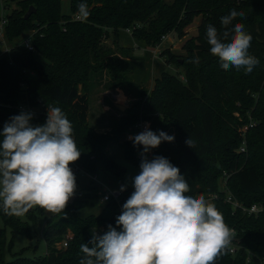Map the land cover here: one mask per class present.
Here are the masks:
<instances>
[{"label":"trees","instance_id":"1","mask_svg":"<svg viewBox=\"0 0 264 264\" xmlns=\"http://www.w3.org/2000/svg\"><path fill=\"white\" fill-rule=\"evenodd\" d=\"M5 3L13 8L6 16L4 37L13 46L4 56L0 49V132L10 117L18 115L19 105L35 109L43 104L47 113L48 109L59 107L71 122L73 139L81 151L74 163L86 172H94L100 162L104 171L115 178L124 176L126 170L103 150L110 142H117L119 134L137 116L103 134L87 126L88 100L84 91H78V85L85 89L91 73H100L99 69L110 66L105 62L109 50L99 46L100 39L107 35V30L117 35L119 30L131 28L135 41L144 48H154L170 32L182 37L183 30L201 17L198 36L183 44L182 62L175 61L182 69L183 80L162 73L142 103V118L154 133L163 131L174 136L173 142H161L153 148V157H164L179 168L189 185L185 195H215L212 203L234 230L236 251L231 254L227 249L215 264H264V213L248 216L232 210L225 202L230 194L244 207L252 204L264 207V0H69V14L62 13L61 0H5ZM80 3L87 4L90 15L86 20L74 21ZM30 7L35 12L25 20ZM232 10L243 12L244 16H237L230 27L241 23L252 36L248 52L259 63L251 73L231 66L225 70L219 58L210 53L207 26L221 32V17ZM31 29L37 31L31 39L35 52L14 44ZM166 54L171 63V55ZM25 71L32 72L34 77L29 78ZM33 119L36 126H41L47 116ZM250 120L255 125L245 134L246 150L237 153L241 141L237 129ZM189 138L192 147L185 143ZM119 147L124 160L140 165L138 146L124 141ZM223 174L229 176L220 190L218 181ZM133 191L123 194V204ZM97 195L95 190L90 195L76 194L63 213L45 219L43 256L19 257L3 263L0 251V264H79L84 258L80 246L92 240V230L117 227L114 219L117 204L113 199L104 204L98 215L78 217L77 211ZM35 210L27 212L28 221L33 224L37 223L35 213H42L38 206ZM0 220L4 226L0 227L1 250L6 228L27 236L24 223L5 214L2 204ZM68 230L72 238L67 247L56 250L54 245L63 240Z\"/></svg>","mask_w":264,"mask_h":264},{"label":"clouds","instance_id":"2","mask_svg":"<svg viewBox=\"0 0 264 264\" xmlns=\"http://www.w3.org/2000/svg\"><path fill=\"white\" fill-rule=\"evenodd\" d=\"M89 15L87 4L80 3L79 18ZM237 16L243 18L244 13L232 10L221 17V32L208 25L207 43L223 69L251 73L259 61L248 52L252 36L244 25L230 27ZM31 119L32 113L21 112L0 132V201L9 216H23L37 206L63 213L77 188L70 164L81 151L71 122L59 107L48 109L44 125L32 126ZM129 139L133 146L142 145L143 152L134 191L116 218L120 230L109 225L103 235L94 232L92 240L80 246L84 258L79 264H215L229 249L234 230L203 194L185 195L189 185L178 167L164 157L149 160L146 155L161 142H173L174 136L146 127ZM185 143L192 147L190 138Z\"/></svg>","mask_w":264,"mask_h":264},{"label":"rangeland","instance_id":"3","mask_svg":"<svg viewBox=\"0 0 264 264\" xmlns=\"http://www.w3.org/2000/svg\"><path fill=\"white\" fill-rule=\"evenodd\" d=\"M12 8V5L7 6L5 0H0V15L7 16ZM61 11L64 14H69V0H61ZM200 22L201 17L198 16L183 30L182 37H179L174 32H170L163 36L160 43L154 48H144L135 41L132 37L133 29L131 28L119 30L117 35H114L112 30H107V35L100 39L99 46L103 50H109L105 62L110 66L107 67L106 65L103 69H99L100 73H91L85 89L81 85H78V91H84L88 100L87 126L95 133L103 134L112 129H117L125 120L137 117L134 118L125 131L119 134L117 142H110L103 150L106 155L115 158L116 162L126 170L124 176L120 178L111 176L104 171L100 162L96 163L94 172H86L74 162L70 164L76 177L77 185L73 197L79 193L90 195L94 193V190L98 192L97 197L89 200L87 206L77 211L79 218H85L89 215L95 216L101 212L105 204L101 201V194L103 192L111 190L120 191L121 187H124V193L134 190L133 180L140 173V165H133L124 160L119 146L124 141L133 143L128 137H134L139 134L135 125L144 122L142 118V103L151 94L155 80L162 73L176 75L183 80L182 69L177 66L175 61L182 62V58L185 56L183 44L198 36ZM36 32V29L24 32L14 44L20 45L21 41L26 38H29L31 41L33 34ZM12 46V44L7 43L5 37L0 38L1 56L7 55L8 52H5V49H11ZM165 52L171 55V63L169 62L170 57ZM97 66L101 65L98 64ZM25 73L29 78L34 77L32 72L25 71ZM22 87L24 88V85ZM21 112L32 113L24 109L19 110L18 115ZM234 117L240 121L237 114H234ZM33 118H35L34 114H32L30 124L36 126ZM247 130V123L239 126L237 129L241 140L240 145H243L242 142L245 143ZM146 155L151 160L153 158L152 149ZM228 176H224L223 174L222 178L219 179L218 186L220 190L224 188L225 180ZM0 204H2V201H0ZM32 209H34V212L36 211V207ZM55 215V213L48 212L42 208L40 215L37 212L35 213L37 218V223L35 224L28 221L27 213L19 217L14 216L24 223L22 226L27 236L12 232L9 228L5 229L4 247L2 250L0 249L2 262L14 261L19 257L36 258L43 256L46 250L42 238L45 219ZM0 227H4L1 220ZM106 231L107 229L98 227L92 230L91 233L95 232L96 235H100ZM65 236L72 238L71 231L68 230ZM54 248L56 250L64 249L61 242L55 244Z\"/></svg>","mask_w":264,"mask_h":264},{"label":"built area","instance_id":"4","mask_svg":"<svg viewBox=\"0 0 264 264\" xmlns=\"http://www.w3.org/2000/svg\"><path fill=\"white\" fill-rule=\"evenodd\" d=\"M74 21H81V19L79 18L78 14H75L72 18ZM7 25V19H6V16L4 15H0V38H4L5 36V27ZM21 46H23L26 50L30 51V52H34V47L32 46L31 44V41L29 38H26V39H23L21 41ZM5 52H8L9 53V49L6 48L5 49ZM28 110L29 112H32V114H34V117L37 118L41 115H46L47 116V111L44 107L43 104H40L39 105V108H35V109H32V108H29L28 106L26 105H19L18 106V110ZM255 125V123L253 121H249V123L247 124V128H252L253 126ZM149 130L150 128V124L148 122H141V123H137L135 125V128L139 131V133L145 131V129ZM131 137V136H129ZM128 137V139H129ZM130 141H132L131 139H129ZM243 145H240L238 150H237V153H244L245 150H246V145L244 142H242ZM138 146V151H137V158L139 159L140 163H141V152L143 151V146L142 145H136ZM152 159V158H151ZM124 194V190L123 191H114V190H111V191H106V192H103L101 194V201L103 203H106L108 202L109 200L113 199L115 200L116 204H117V208H116V211L114 212V219L116 220V218L121 214L122 212V206H123V203L121 201V198ZM106 198V199H105ZM205 198L207 200H209L210 202H212L216 196L215 195H212V194H208V195H205ZM225 202L228 203L232 210H240L242 213L244 214H247L248 216H257L261 213H264V207L260 204H252L250 207H244L242 206L241 204H239L236 200H234V198L230 195V194H227L226 195V198H225ZM117 230L119 231L120 228L117 226L116 227ZM71 238L69 236H64L63 237V240L61 241V244L62 246L65 248L67 247V244H68V241L70 240ZM236 240L232 238L231 240V243L229 245V252L231 254H233L235 251H236Z\"/></svg>","mask_w":264,"mask_h":264},{"label":"water","instance_id":"5","mask_svg":"<svg viewBox=\"0 0 264 264\" xmlns=\"http://www.w3.org/2000/svg\"><path fill=\"white\" fill-rule=\"evenodd\" d=\"M34 12H35L34 8H33V7H30V8L27 10L26 14L24 15V19L27 20L32 14H34ZM120 108H121V107H120ZM73 199H74V197L71 198L70 202H72Z\"/></svg>","mask_w":264,"mask_h":264}]
</instances>
